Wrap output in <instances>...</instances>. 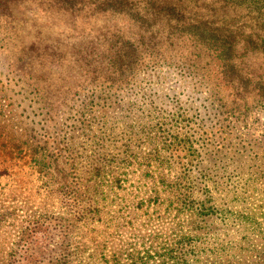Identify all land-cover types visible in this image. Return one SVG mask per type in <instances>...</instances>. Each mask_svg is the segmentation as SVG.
Listing matches in <instances>:
<instances>
[{
  "label": "rangeland",
  "instance_id": "374dc122",
  "mask_svg": "<svg viewBox=\"0 0 264 264\" xmlns=\"http://www.w3.org/2000/svg\"><path fill=\"white\" fill-rule=\"evenodd\" d=\"M76 1L77 10L35 0L0 15V264H264V256L248 249L247 241L257 248L256 236L251 239L237 223L264 210V46L239 56L241 72L235 66L231 76L246 85L234 91L230 81L221 101L199 78V69L187 70L182 59L178 69L160 56L156 63L142 61L132 68L131 80L113 86L112 101L153 100L169 116L177 109L170 123L160 121L163 132L172 123L180 128L186 142L169 168L190 172L202 192L198 200L206 198L214 213L180 216L149 190L141 199L122 183L119 192L108 193L112 218L101 214L86 224L83 216L91 209L84 208L82 183L71 195L62 178L73 170L82 174L81 132L84 122L95 121L86 114L93 112L89 106L96 119L102 112L109 120L122 108L102 105L104 85L85 65L91 56L96 64L106 59L98 43L112 38L116 21L88 10L94 0ZM218 4L213 0L212 8ZM40 140L48 142L57 162L65 160L68 141L75 144L78 150L69 155L78 165H53L56 175L34 166L31 151Z\"/></svg>",
  "mask_w": 264,
  "mask_h": 264
},
{
  "label": "trees",
  "instance_id": "16d2710c",
  "mask_svg": "<svg viewBox=\"0 0 264 264\" xmlns=\"http://www.w3.org/2000/svg\"><path fill=\"white\" fill-rule=\"evenodd\" d=\"M32 1L35 0H0V15H10L21 9L22 3ZM51 2L71 10L81 8L76 6V0ZM242 2L248 3L244 5L245 8L237 6V3ZM217 3L218 6L212 8L213 0H94L93 8H87L92 12L108 13L116 21L110 29L112 38L98 43L101 51L107 52L106 59L96 64V56H91L85 65L88 67L87 72L95 73L100 85H104L99 90L104 92L102 105L115 103L122 108V113L109 120L105 119L106 114L99 112L100 119H96V113L91 109L93 106H89V110L93 112L87 110L86 114L93 113L95 121L84 122L81 132L84 136L80 144L84 146L81 150L82 174L73 170L69 179L67 172H64L62 178L65 181L62 186L68 187L67 192L71 195L78 192L76 184L82 183L84 208L89 206L91 210L94 209V212L89 211L90 214L93 212L91 215L83 216L86 217V224L95 220V217L102 219L101 214L107 219L112 218L109 215L112 211L106 209L108 193L119 192L117 188L125 183H129L127 188L134 194L141 195V199L142 193L149 190L151 195L160 198L158 203L166 204L165 210H175L180 216L186 212H193L196 216L214 213L211 212L213 207L206 204V198L198 200L202 192L196 189L190 172L174 173L172 168H169L174 158H180V147L186 142L180 128L172 123L163 132L160 121L163 119L164 123H170L177 109L171 116L169 113L163 115L164 110L153 100L133 101L119 98L112 101L110 97L117 98L113 92L115 84L133 78V67H138L145 60L156 63L159 56L171 60L177 69L180 63L176 62H181V59L184 60L183 65L187 70L197 67L199 78L206 83V87L218 101H221L222 92L228 89L230 81L236 84L233 90H238L242 83L235 81L230 70H234L235 66L240 68L239 56H246L252 51H247L250 47L257 44L264 46V0H217ZM4 10L8 12L2 13ZM253 15L255 17L252 23ZM257 19L260 20V30L255 23ZM130 31H135L133 38ZM162 35L164 38L160 39ZM102 37L104 34L99 38ZM239 49L247 52L243 54ZM186 52L188 53L185 54ZM145 55L148 58L144 57ZM177 56H180L179 60L173 58ZM200 60L204 61L203 65H200ZM107 67L109 72L105 70ZM239 71L241 72V69ZM248 82L251 81L246 80L244 83ZM92 93L93 91L90 92ZM234 94L237 95L236 92ZM215 104L211 103L209 106L214 107ZM40 141L42 144H38L31 151L34 166L49 172L50 175H56L53 174V165L61 163L64 167L68 165V168L72 169L75 164L78 165L79 161L76 162L75 158L69 155L78 150L75 144L68 141L65 160L57 162L48 142ZM58 171L61 173L62 170ZM221 210L226 213L225 208ZM237 223L240 224L238 229L241 232L249 230L252 233L251 239L256 236L257 248L254 249L252 243L249 245L251 241H247L248 249L251 252L258 251L260 256H264V210L256 216L243 215Z\"/></svg>",
  "mask_w": 264,
  "mask_h": 264
}]
</instances>
